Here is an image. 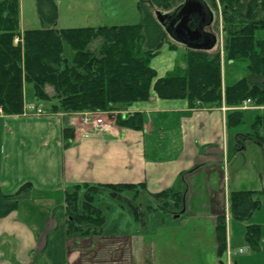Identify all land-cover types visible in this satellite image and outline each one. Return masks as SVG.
I'll return each instance as SVG.
<instances>
[{"label":"crops","instance_id":"obj_1","mask_svg":"<svg viewBox=\"0 0 264 264\" xmlns=\"http://www.w3.org/2000/svg\"><path fill=\"white\" fill-rule=\"evenodd\" d=\"M21 28L25 29L22 24ZM184 51L165 45L152 61L158 76L173 70ZM223 86H227L224 76ZM25 104L21 115L0 113L2 192L12 195L31 185L30 198L0 219V264H180L183 252L196 264L257 262L260 249L247 256L243 249L232 247L236 220L230 215L229 195L248 190L260 201L264 197V142L243 127L248 112L255 114V122L264 119V106L252 102L242 110L243 104L208 107L198 103L191 108L187 100H163L152 93L150 101L125 110L127 115L141 116V129L116 124V131L103 133L87 126L81 134L70 127L71 117L29 101L27 89ZM31 106L46 113L37 115L29 110ZM234 111L241 112L244 120L236 129L228 125V115ZM67 128L73 131L72 140L65 133ZM84 184H145L148 195L182 192L185 205L177 215L165 213L172 220L159 215L158 221L142 226L128 205L101 191L96 201L102 199L107 209L98 207L114 212L115 220L110 222L109 213L104 212L101 235L68 236L65 190ZM222 216L227 249L219 257L216 226ZM248 221L246 227L262 226L260 221ZM245 233L246 229L244 237ZM59 244L66 256L60 263L53 258Z\"/></svg>","mask_w":264,"mask_h":264},{"label":"trees","instance_id":"obj_2","mask_svg":"<svg viewBox=\"0 0 264 264\" xmlns=\"http://www.w3.org/2000/svg\"><path fill=\"white\" fill-rule=\"evenodd\" d=\"M183 2L139 0L142 21L137 25L58 29L56 0H36L42 27L22 30L20 0H0V109L3 114L24 113L28 86L33 87L36 102H50L48 110L66 114L125 111L136 103L150 101L152 93L163 100H187L191 108L198 103L208 107H238L247 100L264 106V40H257L255 36L256 31L264 29V0H220L224 56L220 46L209 52L191 50L168 36L155 12H171ZM206 2L216 14L219 12L214 0ZM219 26L218 21L216 32ZM16 38L20 41L16 42ZM65 45L74 52L71 61L64 55ZM165 45L172 50L182 47L185 53L175 60L173 70L159 77L152 61ZM223 59L245 65L250 75L224 88ZM48 87L52 88L53 96ZM263 120L259 117L253 124V134L257 136L254 138L259 142H264L258 131ZM115 121L121 127L136 130L143 127L139 114H119ZM243 122L241 112L229 113L228 125L232 129ZM71 132L70 128L65 130L68 136ZM101 191L128 205L142 226L146 225L144 211L177 215L185 205L182 192L169 190L148 195L145 184L69 186L65 190L68 236L103 233L106 215L95 205ZM30 192V184L12 195L4 194L0 186V219L16 212L30 198ZM260 205L261 201L252 191L229 195L230 215L236 221H248ZM216 238L218 256L222 257L227 249L224 216L217 220ZM245 239L258 251L261 226H248Z\"/></svg>","mask_w":264,"mask_h":264},{"label":"rangeland","instance_id":"obj_3","mask_svg":"<svg viewBox=\"0 0 264 264\" xmlns=\"http://www.w3.org/2000/svg\"><path fill=\"white\" fill-rule=\"evenodd\" d=\"M139 0H56L59 10V19L57 28L66 29V28H85V27H101V26H125V25H137L142 21L141 14L138 9ZM215 1V0H214ZM218 5V11L221 12L220 0L215 1ZM20 10H21V24L25 29H40L42 27L36 8V0H20ZM217 12V23L219 21L220 14ZM257 40H264V29L258 30L255 33ZM97 45V43H96ZM182 52V51H181ZM64 55L70 61L74 57V52L65 45ZM250 75V72L245 65L241 64H232L227 60L223 62V76L226 81L227 86H231L238 82L239 80L246 78ZM47 89L52 91L51 87ZM28 90V100L35 101L34 91L32 86L27 87ZM48 91V90H47ZM50 91V92H51ZM55 103V100L52 101ZM44 108L50 107L52 104L50 102H41ZM118 114L110 115L107 117L109 121H115V118ZM71 116V114H70ZM245 124L243 127H246L248 131H254L253 123L255 122V114L250 112L245 115ZM70 123H72L70 121ZM77 124V123H75ZM77 125H72L71 128L77 129ZM264 133V127L261 125L259 127ZM104 194V193H103ZM106 194V193H105ZM107 198L109 196L107 195ZM95 205L107 209V206L103 203L102 199L98 198L95 202ZM152 205L157 206L155 202H152ZM109 213L110 222L115 220V213L104 211ZM117 216L121 215V212H116ZM146 216V223H154L158 221L161 217L163 219L172 220L173 217L165 215L163 212L159 211L158 213L144 211ZM106 215V214H105ZM161 215V217H158ZM252 221H260L261 226V239H260V251L261 255L259 259L253 260V264H264V197L261 199L260 208L253 214L251 217ZM161 221V220H160ZM247 222L235 221L232 224V247L235 251H238L240 248L243 249L244 255L250 256L253 252V249L246 242L245 237L242 235ZM138 228L139 225H135ZM250 226V225H249ZM246 227V228H245ZM111 229V228H110ZM235 233L236 235H234ZM180 235L178 234L177 238ZM61 244H59L55 253L56 256H53L54 261L59 263L65 259V254L61 250ZM259 251V252H260ZM187 253H182V258L180 259V264H196L195 260H189L187 258ZM45 260H48V257L45 256ZM234 260V259H233Z\"/></svg>","mask_w":264,"mask_h":264},{"label":"water","instance_id":"obj_4","mask_svg":"<svg viewBox=\"0 0 264 264\" xmlns=\"http://www.w3.org/2000/svg\"><path fill=\"white\" fill-rule=\"evenodd\" d=\"M168 36L191 50L212 51L218 44L215 12L206 0H184L171 12H155Z\"/></svg>","mask_w":264,"mask_h":264},{"label":"built area","instance_id":"obj_5","mask_svg":"<svg viewBox=\"0 0 264 264\" xmlns=\"http://www.w3.org/2000/svg\"><path fill=\"white\" fill-rule=\"evenodd\" d=\"M20 39L16 38V42H19ZM251 100H247L241 106L240 109L246 110L248 109L249 104H251ZM29 110H33L37 115H43L45 112L42 109H36L35 107H29ZM115 112H82L71 115L72 125H77V131L81 134H84L85 128L87 126H92L94 130L101 131L103 133H111L116 131V122L107 120V117L110 115H114ZM116 114H122V112H116ZM77 123V124H75ZM228 262L227 264H229Z\"/></svg>","mask_w":264,"mask_h":264}]
</instances>
